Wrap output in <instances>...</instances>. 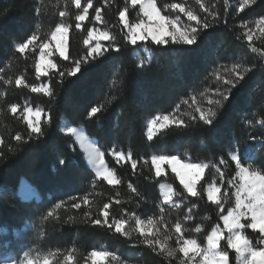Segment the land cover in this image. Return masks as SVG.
<instances>
[{"label":"trees","instance_id":"trees-1","mask_svg":"<svg viewBox=\"0 0 264 264\" xmlns=\"http://www.w3.org/2000/svg\"><path fill=\"white\" fill-rule=\"evenodd\" d=\"M91 1L90 14L99 9L102 19L114 25L117 48L109 46L102 56L85 59L83 39L88 26L84 23L81 30L76 28L75 18L80 11L72 0H0V227L7 229L0 239L8 240L4 249L11 248L17 261L25 252L42 256L53 251L51 264H84L92 251L105 245L109 252L118 249L123 255L131 253L137 261L172 264V256L157 252L137 231L127 233L133 222L127 224L126 232L120 233L110 226V220L131 214L134 219L164 214L155 205L160 198L158 179L148 162L151 150L173 153L178 149L174 146L181 145L191 160L221 156L227 163L224 175L235 183L236 167L227 160L225 148L231 142L241 145L254 138L264 142V52L238 33L227 10L228 0H218V13L201 18V22L206 19L211 26L197 28L196 43L188 46L168 40L163 46L148 44L156 61L138 69L131 57L133 47L125 39L117 17L125 9L126 0ZM156 1L161 7V1ZM61 13L70 20L68 58L55 59L57 71L49 76L48 93H34L31 87L37 82V45L48 39L50 31L62 20ZM33 36L34 46L19 52L16 44ZM216 54L222 60L246 61L248 66L226 92L227 99L217 104L213 123L205 124L197 117L185 119L184 124L165 128L147 142L145 118L156 112H170L178 100L188 97L207 78ZM76 61H81L80 70L69 76L67 72ZM62 71L63 78L59 75ZM25 101L43 109L42 134L30 132L18 116ZM13 106L20 110L13 112ZM93 107L99 111L89 115ZM63 118L83 125L87 134L97 140L108 167L115 170L118 184L95 179L86 169L73 142L58 131ZM248 124L254 130L249 136L245 133ZM17 135L20 141L16 140ZM180 139L182 143H178ZM109 147L128 155L135 167L128 159L114 165L106 153ZM262 147L254 166L264 171ZM20 177L35 186L39 201H21L17 197ZM233 192L234 186L230 185L228 196L232 197ZM199 195L190 200L197 204L196 216L210 215L204 225L209 229L217 221V208L206 202L202 190ZM57 204L61 206L57 208ZM96 220L101 223L96 224ZM12 230L18 234L16 237ZM64 255L71 261H61Z\"/></svg>","mask_w":264,"mask_h":264},{"label":"rangeland","instance_id":"rangeland-1","mask_svg":"<svg viewBox=\"0 0 264 264\" xmlns=\"http://www.w3.org/2000/svg\"><path fill=\"white\" fill-rule=\"evenodd\" d=\"M158 1H161V7L158 6L156 0H151V3L156 5V9L159 11L161 16H165L173 21H177L178 18V22L175 23V26L169 24L167 20H159V18L155 15H153L151 20H149V18L145 16L141 10V4H147L149 0H137L135 5H133L132 0H126L125 9L120 10L117 14L119 22L124 29V37L130 46L133 47L131 50V57L138 69H143L145 66H149L156 61L155 54L151 49H149L148 44L158 46L166 44H157L152 40L151 35H148V31H146V29H150L164 41L168 42L169 40L172 43L188 45L182 42H177L181 39L180 33L187 31L190 34L191 27L198 28L199 26L197 21H201V18L204 15H211L214 17L218 13V0H179V2H176V0ZM208 1L210 4H208ZM72 4L80 11L77 16L85 15L84 21H77L75 18L76 24L79 23L82 27V25L86 23L88 26L83 39V45L87 51L83 54L85 59L86 57L94 55L102 56L107 52V50H109V46L117 48L114 47V43L117 39L114 25H111L102 19L99 9V18H97V9L94 14H90V8L92 7L91 0H80V7L76 6L75 0H72ZM89 4H91L90 7ZM172 4H179L183 6L185 8V13L187 11H191L197 16V21H189L185 13L180 12L179 9H172L170 7ZM226 6L227 10L231 13L232 20L235 23L241 37H244V39L251 43L253 47L260 48L264 52V0H247V2H245V0H228ZM84 7H88L87 13L83 12ZM121 12L125 13L123 19L120 16ZM64 15V17L61 16L62 20L50 31L48 39L42 41L40 45H37L39 48L35 62L37 82L31 87V91H33L34 88L38 89V91H33L34 93H48L49 76L51 72L57 71V63L55 59L61 58L66 60L68 58L70 20H67L68 17L66 14ZM90 15L92 16L91 19L89 17ZM141 23L142 27L138 30V35L142 34L147 38L143 41L138 40L137 43L133 45L131 43L130 29L128 25ZM61 24L66 26L67 31L57 33L56 36L53 37L52 34ZM80 28L77 29L81 30ZM176 29H179L180 31L177 32ZM89 31L92 32L91 37L88 35ZM173 34L175 35L176 40H173ZM85 41H88V43H85ZM45 44L47 47L43 48L42 54L41 49ZM19 45L20 44H16L17 50ZM97 45H99V55L92 53L91 51L96 48ZM33 46L34 45H32V47ZM61 50H63V55H61ZM218 57L219 56L217 54L213 55V61H215V63L213 66H210L207 78H204L201 81V84H199L200 86L194 87L188 97L178 100L170 112H156L145 118L143 127L144 136L147 142H150L165 128L182 125L184 124L185 119H194L195 117L200 119L201 113L203 112L204 114H207V111L210 108L213 111L215 110L217 107L216 101H222L224 99L228 89L233 85V83L237 82L235 79H239V77L242 76V72L245 71L248 66L246 61L240 59L238 60V58H227L226 60H222L218 59ZM37 65H39V70H37ZM53 65H55V67H53ZM260 80L262 79L260 78ZM225 81H232L233 83L226 84ZM260 83H263V80ZM26 101L23 103L22 111L18 113V116L22 117L30 132H32V129L29 127V122L33 125L37 123L38 118L35 113L39 110L40 126L43 109L33 106ZM13 108H15L16 111L20 110V107L18 106H13L12 111ZM197 109H199V111ZM89 115L94 114L90 111ZM165 116L168 117V120H164ZM157 117H159V119H157ZM153 121H155V123H153ZM247 128L248 130L245 131V133L249 136L254 132V130L251 124H248ZM69 129H74L75 131L70 132L68 131ZM149 129H151V139H149ZM58 131L61 135L68 137V139L73 142L86 169L89 170L95 179H102L110 185L118 184L119 180L115 170L108 167L103 151L97 143V140L87 134L83 125L73 124L63 118L58 123ZM219 135L222 136L221 133H219ZM178 143H182V140H178ZM262 146H264V142L261 139L256 138L241 145L236 142H231V145L225 148L227 160L234 163L236 167V161L231 159L232 154L235 153L240 158L242 167H247L250 171H256L264 174L263 169L260 170L259 167L257 168L254 166L256 154L259 150H262ZM174 147L178 149L173 153H166L162 149H155L154 151L151 150L148 160L151 173L155 179H158L156 187L160 202H156L155 205L158 207L160 212H163L164 214L156 218L148 216L147 218L135 217V219L132 214L126 215L118 220L111 219L110 225L114 226V230L116 231L117 224H121V231L119 232L123 233L124 230L125 232L127 231L125 227L133 222L134 226L129 225L130 229L127 233L137 231V233L143 237L144 241L151 240L153 242L152 244H148L146 242V244L164 256L167 255V250H176L172 256V264H204L203 253H201V255H196L192 250V246L184 245V241L195 239L197 241V245L201 249H205L207 248V237L212 234L213 229L219 227L221 230L219 233L221 239L218 244V249L228 251L229 264H237L235 250L227 247L229 232L228 229L225 228L224 221L222 219L223 216L227 215L228 210L235 208L236 205L235 187L232 197L228 196V188H230V185L233 186L234 182L232 181V184H228V180L224 175V169L227 167L226 161L221 156L217 159L212 158L210 160H191L186 148H182L183 146L181 145H176ZM106 153L114 165L124 164L127 159L129 160L128 162L132 164V167L133 164H135V162L129 159L128 155L124 156L120 149L109 147L106 149ZM161 155L169 158L176 157V161H178V163L175 161L173 164H168L166 162L162 163L161 174L157 176L155 166L152 163V158L154 156ZM189 164L207 165V167H204L203 169L184 167V165ZM173 166L176 168V171H173ZM217 169H219V171H217ZM237 171L238 169L236 168V173ZM221 174H223V179H221ZM108 177L111 178V183H109ZM181 177H183L184 183H181ZM205 179L209 180L207 181ZM174 182L177 183V185L172 184ZM185 183L193 186V191H195L196 195H192L188 192L187 188L184 186ZM235 183L234 184L237 186L241 183L240 178L237 175ZM128 186L132 187L130 183ZM210 188L219 189L218 192L213 191V199L211 200L208 197ZM201 190L204 193L206 202L215 205L217 208V221L213 223L209 229H206L204 225L206 222L210 221V215L206 213L196 216L198 213L196 212L197 204L195 202L191 203L190 200L191 198L199 197V191ZM1 193L2 188L0 187V196ZM16 195L19 199L23 200H38V198H41L35 186L31 183L28 184V181L24 177H20L18 180ZM105 213L106 212H103V214ZM241 223L247 225L250 223V219L242 218ZM105 224H109V222ZM177 224L181 227L180 232L176 231ZM197 228H199V231L196 230ZM4 232H6V230L0 227V235ZM242 232L246 238L252 241L254 247L264 248V244L257 243L260 238L258 230L245 227ZM7 242V239H0V264H3L4 258H7L9 262L11 260H15V257L12 254V249L10 248V251L4 249ZM182 246L189 248L187 256H185L183 252L179 251V248ZM94 251L108 252L110 255L107 257H91L92 251L84 264H148V261H137L131 256V253L123 255L118 252V249L114 250V252H109L105 245H100ZM46 253L42 256L29 254L28 258L33 261L38 260L39 264H44L45 260L48 261V264H51L53 262L52 260L55 258V252L46 251ZM135 253L136 256L139 255V252L136 250ZM113 256L115 259H113ZM23 258L24 256L19 258V260ZM61 261L68 262L71 261V258L68 255H64L61 257Z\"/></svg>","mask_w":264,"mask_h":264},{"label":"snow or ice","instance_id":"snow-or-ice-1","mask_svg":"<svg viewBox=\"0 0 264 264\" xmlns=\"http://www.w3.org/2000/svg\"><path fill=\"white\" fill-rule=\"evenodd\" d=\"M137 0H132L133 5H135ZM247 2V0H245ZM76 6L80 7V0H75ZM91 4H89V7ZM172 9H179L180 12L185 13V8L179 4H172L170 5ZM141 10L143 11V14L151 20L153 18V15L159 18L161 21L167 20L169 24H172L175 26V23L177 21H173L171 19H168L165 16H161L159 11L156 9V5L154 3H151V0L147 4H141ZM83 12H88V7L83 8ZM186 16L189 21H197V16L194 15L191 11H187ZM61 16L64 15V13L60 14ZM125 13L121 12L120 16L123 19ZM97 18H99V10L97 9ZM77 21H84L85 15H78L76 17ZM198 26L202 28H208L210 27V23L205 19L202 22L197 21ZM81 25L79 23L76 24V28H80ZM130 29V39L131 43L135 45L138 40H145L147 37L140 34L138 35V30L142 27L141 24H135V25H128ZM62 31H67V28L64 24H61L56 28V31L52 34L53 37L56 36L57 33H60ZM148 31V35H151L152 40L155 41L157 44H164L167 43V41H164L160 39L158 35L153 33L150 29H146ZM177 32H179V29H176ZM89 37L92 36V32L89 31L88 33ZM105 35V34H102ZM198 36L197 27H191L190 34L185 31L180 33V41L188 45H192L196 43ZM36 39L35 36H33L31 39H29L26 43H21L18 47L19 52H24L26 48L29 47L30 44L33 43V41ZM173 40H176L175 35L173 34ZM85 43H88V41H85ZM47 47V45H43L41 52L43 54V48ZM92 53H96L99 55V45H97L96 48L91 50ZM61 55H63V50H61ZM91 55V53H90ZM55 67V65H53ZM81 67V61H76L74 67H71L70 71L67 72L69 76L74 75L76 72L80 70ZM37 70H39V65H37ZM59 75L63 78L65 76V72H60ZM19 83V81H17ZM226 84H232V81H225ZM33 91H38V89H33ZM224 99H227V96H224ZM221 101L217 100L216 104H220ZM199 111V109H197ZM13 111L15 112L16 109L13 108ZM99 111L98 108L93 107L91 109V113L95 114ZM37 116V123L33 125L31 122H29V127L32 129V132L42 134L41 128L39 126V110L36 111ZM216 116V112L213 111L211 108L208 109L207 114L201 113L200 119L205 124H212L213 118ZM159 119V117H157ZM164 120H168V117L165 116ZM155 123V121H153ZM264 123V122H262ZM68 131L74 132V129H69ZM151 129H149V139H151ZM16 140L20 141L21 137L19 135L16 136ZM231 159L233 161H236V168L238 169L236 175L240 178L241 183L237 185H233L236 188L235 193V199H236V205L235 208H231L228 210L227 215L223 216L222 219L224 221L225 228L228 229L229 235L227 238V247L235 250L236 253V261L237 264H264V248H257L254 247L252 241H250L246 236L243 234L242 230L247 227L253 230H258L260 234V238L257 241L259 244H264V174H261L260 172L256 171H250L247 167L241 166V160L238 157L237 154H232ZM176 161V157H167V156H154L152 158V163L155 166L156 169V175L159 176L161 174V164L162 163H168L173 164V162ZM63 163V161H61ZM223 163V161H222ZM133 167H135V164H133ZM184 167H192V168H201L207 167V165H199V164H189L184 165ZM173 171H176V168L173 166ZM219 171V169H217ZM109 183H111V178L108 177ZM221 179H223V174H221ZM181 183H184L183 177H181ZM228 184H232V180L228 181ZM185 188H187L188 192H190L192 195H196L195 191H193V186L190 184L185 183ZM213 191H219L218 188L209 189L208 197L209 199H213L212 193ZM61 205L57 204L56 207L59 208ZM78 207V205H77ZM105 208L108 207V205L104 206ZM52 213H49V216H51ZM105 216H107V213H105ZM242 218L250 219V223L247 225L241 223ZM96 224H100V220L95 221ZM105 223L107 221L105 220ZM111 226V225H110ZM121 224H117L116 231H121ZM181 227L179 224L176 225V231L180 232ZM199 231V228L196 229ZM220 229L219 227L213 229L212 234L207 237V248L201 249L197 245V241L195 239H189L184 241V245H190L192 246V250L196 255H201L203 253V261L204 264H229V253L226 250H219L218 244L221 239L220 236ZM148 244H152L153 242L151 240H146ZM175 249H169L167 250L168 256H173L175 253ZM180 252H183L185 256L188 255L189 248L188 247H180ZM110 253L108 252H96L93 251L91 253V257H107ZM28 252L24 253V258L17 261V260H11L8 261L7 258H4L3 264H39V261H33L32 259H29ZM113 259L115 257L113 256ZM44 264H48V261L45 260Z\"/></svg>","mask_w":264,"mask_h":264}]
</instances>
